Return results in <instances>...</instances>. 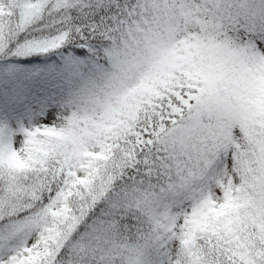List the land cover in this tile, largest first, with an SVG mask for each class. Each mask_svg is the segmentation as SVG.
<instances>
[{
    "label": "snow or ice",
    "instance_id": "snow-or-ice-1",
    "mask_svg": "<svg viewBox=\"0 0 264 264\" xmlns=\"http://www.w3.org/2000/svg\"><path fill=\"white\" fill-rule=\"evenodd\" d=\"M0 264H264V0H0Z\"/></svg>",
    "mask_w": 264,
    "mask_h": 264
}]
</instances>
